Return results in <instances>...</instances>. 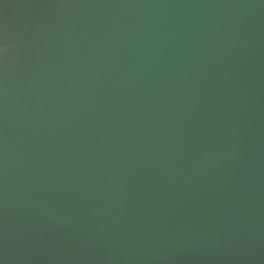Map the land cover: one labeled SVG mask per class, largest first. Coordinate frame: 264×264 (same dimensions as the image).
I'll use <instances>...</instances> for the list:
<instances>
[{"label": "clouds", "instance_id": "1", "mask_svg": "<svg viewBox=\"0 0 264 264\" xmlns=\"http://www.w3.org/2000/svg\"><path fill=\"white\" fill-rule=\"evenodd\" d=\"M0 264H264V0H0Z\"/></svg>", "mask_w": 264, "mask_h": 264}]
</instances>
